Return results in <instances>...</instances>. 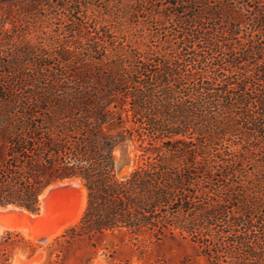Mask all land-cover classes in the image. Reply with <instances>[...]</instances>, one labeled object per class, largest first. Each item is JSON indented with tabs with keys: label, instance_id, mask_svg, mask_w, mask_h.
<instances>
[{
	"label": "trees",
	"instance_id": "obj_1",
	"mask_svg": "<svg viewBox=\"0 0 264 264\" xmlns=\"http://www.w3.org/2000/svg\"><path fill=\"white\" fill-rule=\"evenodd\" d=\"M74 179L87 205L55 243L179 235L264 264V0H0V208ZM18 250L0 235V264Z\"/></svg>",
	"mask_w": 264,
	"mask_h": 264
},
{
	"label": "rangeland",
	"instance_id": "obj_2",
	"mask_svg": "<svg viewBox=\"0 0 264 264\" xmlns=\"http://www.w3.org/2000/svg\"><path fill=\"white\" fill-rule=\"evenodd\" d=\"M141 153L139 143H129L116 152L121 175L134 168ZM71 181L76 185L50 188L42 196L38 214L2 207L0 235L7 230L17 231L37 247L30 258L18 250L13 264H210L198 244L179 235L157 241L147 235L133 237L115 231L55 243L57 237L80 221L87 205L86 188L79 179Z\"/></svg>",
	"mask_w": 264,
	"mask_h": 264
},
{
	"label": "bare ground",
	"instance_id": "obj_3",
	"mask_svg": "<svg viewBox=\"0 0 264 264\" xmlns=\"http://www.w3.org/2000/svg\"><path fill=\"white\" fill-rule=\"evenodd\" d=\"M69 183H74V182L71 181V180H68V181H65L63 183L57 184L56 186H58V185H66V184H69ZM74 184L76 185V183H74ZM48 192H49V190H47V192L43 196H45ZM11 208H13V207H8L7 209H11ZM13 209H15V208H13ZM0 210H4V208H0Z\"/></svg>",
	"mask_w": 264,
	"mask_h": 264
},
{
	"label": "water",
	"instance_id": "obj_4",
	"mask_svg": "<svg viewBox=\"0 0 264 264\" xmlns=\"http://www.w3.org/2000/svg\"><path fill=\"white\" fill-rule=\"evenodd\" d=\"M10 207V206H9Z\"/></svg>",
	"mask_w": 264,
	"mask_h": 264
}]
</instances>
